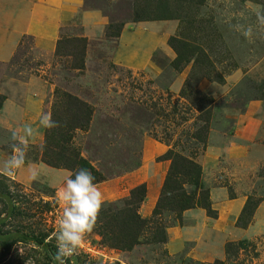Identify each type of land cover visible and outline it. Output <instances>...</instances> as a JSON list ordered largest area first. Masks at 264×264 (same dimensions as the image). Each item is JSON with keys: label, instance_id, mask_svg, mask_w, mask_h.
<instances>
[{"label": "rangeland", "instance_id": "obj_1", "mask_svg": "<svg viewBox=\"0 0 264 264\" xmlns=\"http://www.w3.org/2000/svg\"><path fill=\"white\" fill-rule=\"evenodd\" d=\"M133 1L0 0V40L21 31L12 55L0 59V188L23 211L7 227L56 248L64 207L57 192L71 172L41 160L40 120L65 91L94 109L74 144L106 177L96 184L101 204L145 183L139 212L151 219L171 163L160 157L173 149L201 165L216 215L202 207L181 221L164 214L132 249L108 246L94 224L62 264H264V0H167L170 19L143 21L133 20ZM26 12L44 30L28 32ZM110 22L124 23L118 38L105 36ZM74 36L88 40L83 70L56 55L59 39ZM205 121L203 148L193 135ZM14 158L23 164L5 173ZM159 226L165 242L154 240ZM0 264L52 261L19 242L6 255L0 246Z\"/></svg>", "mask_w": 264, "mask_h": 264}, {"label": "trees", "instance_id": "obj_2", "mask_svg": "<svg viewBox=\"0 0 264 264\" xmlns=\"http://www.w3.org/2000/svg\"><path fill=\"white\" fill-rule=\"evenodd\" d=\"M203 1V0H200ZM151 8L144 5L141 0L133 1V20L170 19L172 14L167 0H154ZM124 23L110 22L105 30L108 39L120 36ZM169 45L177 53V61L184 59V53L179 48L182 41L177 37L169 38ZM88 46L86 37H62L59 39L56 55L71 58L72 68L83 70L85 55ZM0 107L4 97L0 96ZM93 107L78 97L65 91L56 92V100L52 107L51 119L56 121V126L45 129V138L41 146V160L56 168L69 170L70 175L81 168L88 169L95 177V184L106 179L105 175L96 169L74 144L76 130H87L91 123ZM208 131L207 121L199 126L194 133V138L204 146ZM160 158L170 160V167L166 174L163 187L153 210L151 219L144 218L139 212V207L146 199V185L141 183L130 189L129 194L117 203L105 202L97 212L95 226L103 242L110 247L132 249L135 245L144 242L143 236L149 231L152 223H158L164 214L174 216L181 221L182 213L190 208H205L209 216L216 212L211 206L208 189L202 181V167L193 158L182 155L178 151L169 149ZM0 246L3 255L10 252L11 248L19 243H32L43 248L52 261V264H62L56 259L57 249L45 237L22 230L19 227L8 228V223L23 214L22 208L10 191L0 188ZM249 203L244 209H248ZM98 224V226H97ZM158 235L155 242H165L166 234L163 227H157ZM241 245H246L242 240ZM218 263V262H217Z\"/></svg>", "mask_w": 264, "mask_h": 264}, {"label": "clouds", "instance_id": "obj_3", "mask_svg": "<svg viewBox=\"0 0 264 264\" xmlns=\"http://www.w3.org/2000/svg\"><path fill=\"white\" fill-rule=\"evenodd\" d=\"M249 34L248 31L244 33L246 37ZM40 123L45 128L56 126V121L47 114L42 116ZM22 164V158H14L11 166H6L3 171L10 173L13 168H18ZM35 174L33 170L31 175L34 177ZM94 181L95 177L92 173L88 169L81 168L74 171L57 192V201L64 205L55 233L57 260L70 256L79 246L83 235L94 226L102 203L101 193Z\"/></svg>", "mask_w": 264, "mask_h": 264}, {"label": "crops", "instance_id": "obj_4", "mask_svg": "<svg viewBox=\"0 0 264 264\" xmlns=\"http://www.w3.org/2000/svg\"><path fill=\"white\" fill-rule=\"evenodd\" d=\"M27 15H28V13L26 12V14H25V19L28 21V19H29V21H28V28L26 29L28 32L29 31H40V30H44V28H42L43 27V25H44V22L42 21V20H37V19H33L32 20V16L31 15H29V17H27ZM24 27V26H23ZM17 30V28H15V30L12 32V36H13V38H10L9 40H7V44H6V42H2L1 40H0V59H3V60H6V59H8L11 55H12V53H13V47H14V45H15V41H16V39H17V37H18V33L19 32H21V31H16ZM1 26H0V33H1ZM9 42H11V43H9Z\"/></svg>", "mask_w": 264, "mask_h": 264}]
</instances>
